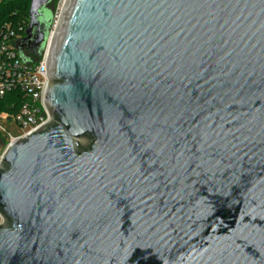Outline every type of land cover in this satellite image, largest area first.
<instances>
[{
	"label": "water",
	"instance_id": "obj_1",
	"mask_svg": "<svg viewBox=\"0 0 264 264\" xmlns=\"http://www.w3.org/2000/svg\"><path fill=\"white\" fill-rule=\"evenodd\" d=\"M47 81L0 163V264H264V0H66Z\"/></svg>",
	"mask_w": 264,
	"mask_h": 264
},
{
	"label": "built area",
	"instance_id": "obj_2",
	"mask_svg": "<svg viewBox=\"0 0 264 264\" xmlns=\"http://www.w3.org/2000/svg\"><path fill=\"white\" fill-rule=\"evenodd\" d=\"M65 3L66 0L52 2L55 10L46 48L41 57L24 52L29 58L27 62L22 59L17 48V43L25 38L26 30L12 24L0 26V134L5 132L3 121L15 123L21 131L18 136L9 134L6 143L0 140V147L1 143L7 145L4 151L0 149V163L11 143L27 137L50 122V115L44 104L48 86L47 55ZM3 224L4 217L0 213V226Z\"/></svg>",
	"mask_w": 264,
	"mask_h": 264
},
{
	"label": "trees",
	"instance_id": "obj_3",
	"mask_svg": "<svg viewBox=\"0 0 264 264\" xmlns=\"http://www.w3.org/2000/svg\"><path fill=\"white\" fill-rule=\"evenodd\" d=\"M30 3L31 0H2L0 3V26L12 24L25 31L29 24ZM21 34L24 35V32ZM4 142L6 143L5 140Z\"/></svg>",
	"mask_w": 264,
	"mask_h": 264
},
{
	"label": "rangeland",
	"instance_id": "obj_4",
	"mask_svg": "<svg viewBox=\"0 0 264 264\" xmlns=\"http://www.w3.org/2000/svg\"><path fill=\"white\" fill-rule=\"evenodd\" d=\"M50 9L54 13V10H55L54 5L51 4ZM2 126H3V129L5 130V132L0 134V140L1 141L8 140L9 134H12L15 136H18L21 134V131L18 128V126L13 122L3 121ZM1 146H2V147H0V149H2L1 151H4L7 147V145H4V143H1Z\"/></svg>",
	"mask_w": 264,
	"mask_h": 264
},
{
	"label": "flooded vegetation",
	"instance_id": "obj_5",
	"mask_svg": "<svg viewBox=\"0 0 264 264\" xmlns=\"http://www.w3.org/2000/svg\"><path fill=\"white\" fill-rule=\"evenodd\" d=\"M49 10H51L50 8H51V4L50 5H48V7H47ZM24 52H27L26 50H24Z\"/></svg>",
	"mask_w": 264,
	"mask_h": 264
}]
</instances>
